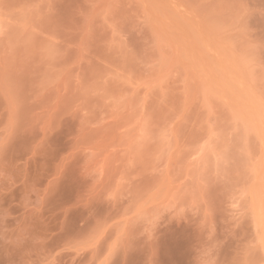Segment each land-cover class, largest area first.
Returning <instances> with one entry per match:
<instances>
[{
    "label": "rangeland",
    "instance_id": "rangeland-1",
    "mask_svg": "<svg viewBox=\"0 0 264 264\" xmlns=\"http://www.w3.org/2000/svg\"><path fill=\"white\" fill-rule=\"evenodd\" d=\"M241 84L264 0H0V264H264Z\"/></svg>",
    "mask_w": 264,
    "mask_h": 264
},
{
    "label": "clouds",
    "instance_id": "clouds-1",
    "mask_svg": "<svg viewBox=\"0 0 264 264\" xmlns=\"http://www.w3.org/2000/svg\"><path fill=\"white\" fill-rule=\"evenodd\" d=\"M244 64L249 67L251 61L245 60ZM240 103H252L259 110V116L261 120H264V90L256 92L251 87H245L243 84L240 85ZM242 117L239 114H234V123H242Z\"/></svg>",
    "mask_w": 264,
    "mask_h": 264
}]
</instances>
